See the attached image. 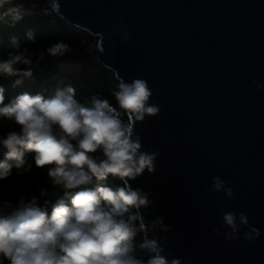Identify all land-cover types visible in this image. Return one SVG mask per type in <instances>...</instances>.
<instances>
[{
  "label": "water",
  "instance_id": "obj_1",
  "mask_svg": "<svg viewBox=\"0 0 264 264\" xmlns=\"http://www.w3.org/2000/svg\"><path fill=\"white\" fill-rule=\"evenodd\" d=\"M49 4L69 25L99 36L93 51L116 79L141 78L152 90L160 112L135 132L142 151L159 156L154 173L131 183L154 201L144 214L171 226L157 233L169 259L264 264V0ZM216 176L231 198L211 190ZM229 211L249 221L238 240H226L221 227ZM252 227L259 237L245 240Z\"/></svg>",
  "mask_w": 264,
  "mask_h": 264
},
{
  "label": "clouds",
  "instance_id": "obj_2",
  "mask_svg": "<svg viewBox=\"0 0 264 264\" xmlns=\"http://www.w3.org/2000/svg\"><path fill=\"white\" fill-rule=\"evenodd\" d=\"M28 14L25 0H0V24L14 27ZM26 35L35 43L31 31ZM81 43L93 50L88 41ZM11 47L7 58L0 59V78L31 77L46 55L62 56L71 50L61 40L33 51L21 48L16 37ZM22 83L14 80V86ZM5 91L0 85V117L14 122L19 131L0 137V180L9 178L14 168L18 174L30 171L25 157L31 153L35 166L47 169L51 195L58 198L41 204V198L49 196L41 188L39 196L20 194L15 204L0 201V264H192L190 259H169L157 233H167L171 226L163 217L149 219L144 214L154 201L131 183L145 171L154 173L159 156L142 151L135 132L138 122L160 112L150 103L152 90L146 80L118 78L111 90L117 106L98 94L81 102L72 85L57 88L50 97L25 91L7 103ZM109 177L120 183L109 186ZM93 181L95 187H84ZM211 190L233 196V189L218 176ZM222 221L229 241L240 239V227L249 223L244 213L232 211ZM213 231L220 235L219 228ZM259 235L252 227L244 239Z\"/></svg>",
  "mask_w": 264,
  "mask_h": 264
},
{
  "label": "trees",
  "instance_id": "obj_3",
  "mask_svg": "<svg viewBox=\"0 0 264 264\" xmlns=\"http://www.w3.org/2000/svg\"><path fill=\"white\" fill-rule=\"evenodd\" d=\"M28 31L33 33L35 43L28 40L26 35ZM13 37L17 38L21 48L27 47L33 51L46 49L49 45L61 40L68 44L71 50L62 56L53 57L46 55L39 66L33 68V75L31 77L0 78V85L6 90L5 103L25 91L31 94L43 93L45 97L52 96L57 88H63L65 86L62 81L61 63L80 64L85 67L88 73L81 78L83 83L89 84L96 79L105 77L104 69L100 65L90 61L88 53L84 52L83 45L80 43V34L57 15L40 16L28 14L16 23L14 27H9L8 24H0V59L7 58L8 52L13 51L11 47ZM15 79H22L23 83L19 86H14ZM100 96L103 97L102 94ZM110 97V102L113 106H117L115 98L112 95ZM76 98L80 100L77 95ZM0 123L2 124L0 137L5 136L9 131H19L18 126L10 120L0 117ZM33 155L31 153L26 154L25 159L28 164L32 165V168L30 171L23 172L24 185L15 194L14 199L18 201L20 194H24L25 196H39L38 189L46 188L49 196L42 197L41 204H43L44 199H51L54 203L58 197L51 195L53 188L47 175V169L37 168L33 160ZM2 156L3 149L0 148V157ZM106 183L109 186H116L120 181L109 177ZM84 187H95V181ZM15 189L17 191L19 188L16 187ZM78 190L80 189L73 191ZM56 191L59 192V195H63L62 190L57 189Z\"/></svg>",
  "mask_w": 264,
  "mask_h": 264
},
{
  "label": "rangeland",
  "instance_id": "obj_4",
  "mask_svg": "<svg viewBox=\"0 0 264 264\" xmlns=\"http://www.w3.org/2000/svg\"><path fill=\"white\" fill-rule=\"evenodd\" d=\"M60 68L62 71V81L64 82V85H72L76 89V94L81 102L86 101L93 94H102L103 98H107L110 101L111 90L115 88V84L111 77L96 79L87 84L83 83L81 79L88 73V70L85 67L66 63L61 64ZM1 132L2 124L0 123V134ZM2 159L3 156L0 157V160ZM24 181L23 171L22 174H18L17 170L14 168L12 175L9 178L0 180V201L9 200L15 204L17 201H15L14 196L21 190V187L24 185ZM16 187L19 188L17 191L15 189Z\"/></svg>",
  "mask_w": 264,
  "mask_h": 264
},
{
  "label": "built area",
  "instance_id": "obj_5",
  "mask_svg": "<svg viewBox=\"0 0 264 264\" xmlns=\"http://www.w3.org/2000/svg\"><path fill=\"white\" fill-rule=\"evenodd\" d=\"M25 8L29 9L30 14H34V15H40V16H42V15H47V16L56 15L53 12V10L49 4V0H25ZM70 26L80 34V43L82 41H88L89 43H91L93 45V49H95V51H97L99 49V47H98L99 36L94 35L88 31L82 29L81 27H77L74 25H70ZM82 45H83L84 52L88 53L90 61L100 65L105 71L104 72L105 77H111L115 86H116L117 79L115 78L114 73L111 70L105 68L104 66H102L101 64L98 63L97 53H94L93 50L87 51L88 44H82ZM82 86H84V85H82Z\"/></svg>",
  "mask_w": 264,
  "mask_h": 264
},
{
  "label": "crops",
  "instance_id": "obj_6",
  "mask_svg": "<svg viewBox=\"0 0 264 264\" xmlns=\"http://www.w3.org/2000/svg\"><path fill=\"white\" fill-rule=\"evenodd\" d=\"M61 64H66V63H61ZM61 64H60V65H61ZM75 66H80V67H82V65H80V64H76Z\"/></svg>",
  "mask_w": 264,
  "mask_h": 264
},
{
  "label": "bare ground",
  "instance_id": "obj_7",
  "mask_svg": "<svg viewBox=\"0 0 264 264\" xmlns=\"http://www.w3.org/2000/svg\"><path fill=\"white\" fill-rule=\"evenodd\" d=\"M70 69V68H69Z\"/></svg>",
  "mask_w": 264,
  "mask_h": 264
}]
</instances>
